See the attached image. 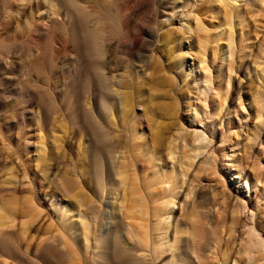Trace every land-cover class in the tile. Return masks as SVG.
I'll use <instances>...</instances> for the list:
<instances>
[{
  "label": "rangeland",
  "instance_id": "1",
  "mask_svg": "<svg viewBox=\"0 0 264 264\" xmlns=\"http://www.w3.org/2000/svg\"><path fill=\"white\" fill-rule=\"evenodd\" d=\"M263 257L264 0H0V264Z\"/></svg>",
  "mask_w": 264,
  "mask_h": 264
},
{
  "label": "bare ground",
  "instance_id": "2",
  "mask_svg": "<svg viewBox=\"0 0 264 264\" xmlns=\"http://www.w3.org/2000/svg\"><path fill=\"white\" fill-rule=\"evenodd\" d=\"M143 1V0H142ZM214 197V196H213ZM217 214H219L218 212H217ZM212 216V215H211ZM214 218V217H213ZM215 219H216V217H215ZM218 219V218H217ZM220 219V218H219ZM213 221V220H212ZM217 221V220H216ZM214 222V221H213ZM251 232V231H250ZM254 232H256V231H254ZM243 233V232H242ZM257 233V232H256ZM250 234V233H249ZM258 236V235H257ZM257 236H255V234L254 233H252V235H249V238H248V244H250L251 245V248H256L259 244L257 243V242H255L254 240L255 239H253L254 237L256 238ZM253 237V238H252ZM249 245V246H250ZM247 246V245H246ZM246 248V247H245ZM250 248V247H249ZM248 248V249H249ZM253 251V250H252ZM246 252V251H245ZM249 252H251V251H248V253ZM251 254V253H250ZM248 256H249V254H248ZM251 256V255H250ZM264 258V257H263Z\"/></svg>",
  "mask_w": 264,
  "mask_h": 264
}]
</instances>
